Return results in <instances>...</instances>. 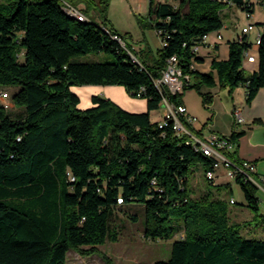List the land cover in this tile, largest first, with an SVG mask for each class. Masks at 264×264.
Wrapping results in <instances>:
<instances>
[{
  "label": "trees",
  "instance_id": "1",
  "mask_svg": "<svg viewBox=\"0 0 264 264\" xmlns=\"http://www.w3.org/2000/svg\"><path fill=\"white\" fill-rule=\"evenodd\" d=\"M63 1H0V87H20L12 95L19 112L0 102V264H66L71 249L114 264L99 246L119 239L112 216L127 212L125 204L133 201L144 205L145 237L172 240L170 258L152 264H264V232L243 233L250 221H231V196L215 188L216 158L188 143L173 123L160 127L161 119L152 116L164 99L183 103L184 92L160 89L155 82L172 55L191 76L185 90L196 89L205 105L213 95L202 87L217 82L230 94L244 86L251 103L264 87V35L257 70L244 66L251 42L236 37L229 41L228 59L215 58L212 70L201 72L192 67L202 60L193 49L205 43L204 35L220 32L222 9L229 4L150 0L141 25L160 31L166 44L151 58L134 55L135 60L107 16L109 0H98L100 22L87 8L80 9L86 20L69 15ZM234 1L255 12V4ZM92 52L113 59H81ZM84 85L124 86L130 96L147 100V111H130L101 94L81 108L73 87ZM240 135H230L233 144ZM228 155L241 161L230 150ZM208 171L215 177L208 178ZM196 178L198 196L192 188ZM234 180L244 204L260 215L258 186L246 173Z\"/></svg>",
  "mask_w": 264,
  "mask_h": 264
},
{
  "label": "crops",
  "instance_id": "2",
  "mask_svg": "<svg viewBox=\"0 0 264 264\" xmlns=\"http://www.w3.org/2000/svg\"><path fill=\"white\" fill-rule=\"evenodd\" d=\"M93 1L95 5V14L99 17V12L97 10V7H99L97 6L98 0ZM133 4L135 6V3L130 0L131 7L133 6ZM84 8H86L84 7V5L80 6L79 10H83ZM249 20L254 21L258 24H263L264 13L262 14V16H260L256 13L255 10L253 17H245L243 26ZM153 30L156 32V35L159 38V48H161V38L157 34L156 29L154 28ZM220 32L223 35V38L221 40H218L217 33L214 32L210 34L208 40L205 43L200 45L198 56H200L202 60H194L192 63L193 68H196L201 72H208L212 70V62L215 58L228 59L230 54L229 41L235 39L239 33L235 35L234 30L230 29L228 23L224 24V27L220 30ZM137 50L138 53L142 55V57L147 56L151 58L152 54L154 53L150 45H146L145 47L141 45ZM248 63L249 64H244L248 72H253L258 69V61ZM214 73L215 75L217 74L216 71H214ZM83 87L89 89H87L89 93L87 95L88 103L86 105H83V96L79 91V89ZM73 90L77 92L81 98V108L90 107L92 105V96L101 94L113 99L119 105L130 111H147V100L144 98H136L130 96L124 86L84 85L74 86ZM201 90L204 93H210L213 95V100L209 105H205L203 96L194 88L185 90L183 95V104L186 105L188 113L197 118L193 126L194 131H196L201 136H206L212 132L218 133L222 136H230L234 131L241 133L237 141L233 144V147L230 149V152L234 154L235 158L253 162L256 167L255 178L262 184V187H260L257 191V195L260 199V215L255 216L254 212L250 207L247 206V204H244L243 206H235L237 200L232 195L229 198L231 208L230 219L231 221L237 223L250 221L249 225H246L242 228L243 233H263L264 181L261 178L264 177V87H261L258 90L257 94L249 104L246 103V90L242 85L236 87L233 90L232 94L229 93L228 88L222 89L219 86L218 82L213 87L205 85ZM115 91H117L118 93L116 94ZM160 109L163 117L165 110L164 105ZM235 109L240 110L244 118V120L238 124L235 123ZM153 112L154 111H152V116ZM216 176L218 178L227 176L226 168L221 167L220 171H216ZM196 180L198 179L196 178ZM215 183H217L216 180ZM231 190L233 194L232 187ZM231 199H234L235 202L231 203ZM259 217L262 218V221L258 219ZM257 223H260L262 225H256ZM170 243H172V240H170Z\"/></svg>",
  "mask_w": 264,
  "mask_h": 264
},
{
  "label": "rangeland",
  "instance_id": "3",
  "mask_svg": "<svg viewBox=\"0 0 264 264\" xmlns=\"http://www.w3.org/2000/svg\"><path fill=\"white\" fill-rule=\"evenodd\" d=\"M6 1V0H0ZM69 4L78 8L83 6L87 8V13L100 22V17L95 14V5L93 0H67ZM135 6L131 7L130 0H109L107 16L113 25L124 34L125 43H128L133 49V56L137 55L142 58L138 53V48L143 45H150L154 54L159 48V38L152 27H143L140 20L148 14L150 7V0H132ZM256 13L260 16L264 13V6L257 5ZM246 12L235 5H224L222 9V18L224 23H228L231 30H234L235 35L240 33ZM146 19V18H145ZM255 52L254 49H252ZM83 61H107L112 60L113 56L102 52H92L82 56ZM249 64L248 62H246ZM19 86H1L0 89L7 90L10 97L5 99L4 102L11 104L10 109L12 112H19L12 100V95L19 89ZM88 88H80L79 91L83 96V105L88 103ZM89 90V89H88ZM91 90V89H90ZM116 94L118 93L115 91ZM153 118L162 119L161 109L153 112ZM218 168L217 171H220ZM222 172V171H221ZM200 182L207 183L204 172L201 171ZM216 187L222 188L223 192L228 195L234 196L237 200L235 206H243L245 203V196L241 186L234 180L233 177H216ZM200 187L197 180H193L192 188L194 193L198 196ZM233 189V194L231 192ZM124 209L127 211L117 210L112 216V224L117 227L119 231V239L116 241H107L105 244L100 245L99 249L102 253L108 255L114 264H152L157 260H167L171 256V243L170 240L153 241L144 235L145 223V208L144 205L138 202L126 203ZM131 213H137V219L131 217ZM262 221V218L259 217ZM179 235V234H178ZM66 264H107L100 254L83 255L78 250L71 249L68 252Z\"/></svg>",
  "mask_w": 264,
  "mask_h": 264
},
{
  "label": "built area",
  "instance_id": "4",
  "mask_svg": "<svg viewBox=\"0 0 264 264\" xmlns=\"http://www.w3.org/2000/svg\"><path fill=\"white\" fill-rule=\"evenodd\" d=\"M156 1H171V0H156ZM229 5L237 6L236 1L234 0H218ZM244 4L252 5H262L264 6V0H241ZM64 10L71 16L76 17L80 20L88 19L87 16L81 12L78 8H75L69 4L66 0L63 1ZM256 8V7H255ZM256 10V9H255ZM248 18L253 17V11H245ZM157 34L160 36V31L156 30ZM218 40L223 38L221 32H216ZM264 35V23L258 24L254 21L249 20L244 26L237 38L243 40L247 37L248 41L251 42L252 48L244 52V62H256L258 60L257 48L261 44V39ZM210 34H206L203 37V40L206 42ZM115 38L122 41L118 35H114ZM161 38V44L164 46L166 42ZM201 44H198L194 47L193 51L198 52ZM215 46V44H214ZM255 50V52L252 51ZM133 56V55H132ZM135 59V56H133ZM136 60V59H135ZM157 86L161 89L166 87L172 93H183L187 85L191 82V76L187 73H184L182 68L179 66V60L177 55H172L167 59L166 67L162 70V74L159 78L155 80ZM10 97V93L7 90L0 89V102L5 106V108L10 109L11 104L9 102H4L5 99ZM164 116L160 120V127L168 125L169 122L173 123V128L178 134H186L188 136L187 142L193 143L200 149L204 154L216 158L215 168H226V175L228 177H235L238 173H246L248 178L252 180L258 188L262 187V184L259 180L255 178L256 167L255 164L248 160H241L236 163L228 155L229 150L233 147V142L230 139V136H222L218 133L212 132L206 136L199 135L194 131L193 126L197 118L188 113L187 107L185 104L175 105L174 103L169 102L167 99H164ZM181 116H184L186 121L189 123L186 124L181 119ZM235 123H241L244 118L240 110H234ZM208 178H214L215 172L208 171ZM264 181V177L261 178ZM118 202H122V198L118 199ZM231 202L234 203V199H231Z\"/></svg>",
  "mask_w": 264,
  "mask_h": 264
},
{
  "label": "water",
  "instance_id": "5",
  "mask_svg": "<svg viewBox=\"0 0 264 264\" xmlns=\"http://www.w3.org/2000/svg\"><path fill=\"white\" fill-rule=\"evenodd\" d=\"M132 56V55H131ZM133 57V56H132Z\"/></svg>",
  "mask_w": 264,
  "mask_h": 264
}]
</instances>
